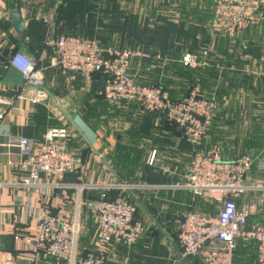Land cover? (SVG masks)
Masks as SVG:
<instances>
[{"label": "crops", "instance_id": "1", "mask_svg": "<svg viewBox=\"0 0 264 264\" xmlns=\"http://www.w3.org/2000/svg\"><path fill=\"white\" fill-rule=\"evenodd\" d=\"M131 1L132 16L125 14L124 2L117 9L118 15H127L116 19L119 43L169 58L164 68L159 65L151 70L148 62H138L132 66V73L141 84L162 85L172 99L185 97L190 87L199 83L203 94L214 97L217 104L207 138L193 145L165 113L148 112L137 103L109 104L101 96V74L87 76L51 65L56 57L54 46L48 43L51 39L62 35L99 37L95 33L100 27L94 28L91 15L83 10L90 0H0V96L8 102L0 103L4 113L0 121V261H20L25 248L14 240V233L35 232L37 192L32 187L17 186L26 173L8 165L10 159L28 158L18 147L23 136L31 140L35 152L50 128L69 129L66 144L82 156V168L61 181L45 175L41 181L49 184L46 190L53 207L68 197L71 210L78 199L77 186L86 187L81 194V253L97 251V219L86 203L98 199L102 191L88 186L118 182L149 186L133 189L130 194L106 191L111 197L130 195L146 232L132 246L118 243L108 247L111 260L105 264H205L196 256L182 260L178 243L186 212L219 211L210 200L178 187L186 181L196 152L219 146L224 159L248 154L255 159L248 180L264 179L256 162L264 151V19L235 38L217 37L209 29L212 0ZM13 7L25 22L23 41L13 26ZM202 48L209 49L208 68L191 76L178 59L186 52L199 55ZM15 51L28 54L43 69L44 100H39L35 89L21 79L5 77L11 67L9 57ZM73 113H79L97 133L94 148L67 119ZM58 181L62 184L59 187L50 185ZM253 196L243 195L237 204ZM254 223H264V208L250 218L248 226ZM234 263L260 264L256 243L239 240Z\"/></svg>", "mask_w": 264, "mask_h": 264}, {"label": "built area", "instance_id": "2", "mask_svg": "<svg viewBox=\"0 0 264 264\" xmlns=\"http://www.w3.org/2000/svg\"><path fill=\"white\" fill-rule=\"evenodd\" d=\"M214 3V24L222 36L235 38L264 19V0H215ZM48 43L56 50L51 65L87 76L101 74L104 78L101 96L109 104L133 102L148 112L162 110L170 123L182 129L191 144L196 145L207 138L214 118L212 111L217 104L204 100L198 90L189 97L173 100L160 87L138 85L126 73L132 54L118 49H103L94 38L62 35ZM202 55L206 58L208 50H204ZM195 59L194 55L186 54L182 61L195 66L198 65ZM261 60L264 62V32ZM9 65L22 75L27 86L35 89L39 100L46 98L43 69L28 54L13 52ZM0 103L8 102L0 96ZM3 117L4 113L0 112V121ZM68 137L67 127L50 128L34 152L31 140L23 136L18 147L28 158L8 160L10 167L26 173L17 186L32 187L37 192L35 232L31 235L14 233V240L24 245V255L20 261L6 260L0 264H105L111 260V254L106 250L108 247L118 243L132 246L146 232V224L136 217L137 205L130 195L110 199L106 191L113 189L130 194L133 189L149 186L121 182L88 186L102 191L98 199L86 203L97 219V251L80 252L84 206L81 194L86 187L77 186L78 199L74 210H71L68 197L53 207L46 190L49 184L41 181V175L61 181L82 168L84 160L67 146ZM154 156H151L150 163H153ZM256 162L264 173V151L263 158ZM254 163L255 159L249 155L224 159L219 146L194 154L186 181L178 187L210 200L219 211L215 214L189 211L182 216L178 231L182 260L196 256L205 264H235L238 241L245 240L256 243L257 261L264 264V223L248 226L250 218L264 208V179L248 180ZM60 181L50 185L59 187L62 185ZM248 193L254 194L252 199L238 205L237 199Z\"/></svg>", "mask_w": 264, "mask_h": 264}, {"label": "rangeland", "instance_id": "3", "mask_svg": "<svg viewBox=\"0 0 264 264\" xmlns=\"http://www.w3.org/2000/svg\"><path fill=\"white\" fill-rule=\"evenodd\" d=\"M123 2H124V6H126L125 11H124L125 14L132 16V9H131L132 1L131 0H125V1L124 0H90V2L86 5V7L83 8V10L86 9L89 16L91 15L93 27L94 28H96L97 26L100 27V29L98 30V33H95V36H99V37L95 39L98 41L100 47L103 49H109V48L113 50L118 49L120 51H126L132 54V57L129 59V62L126 68V73L135 83L141 86L160 87L163 90H165L169 95V92L162 85L160 84H141L136 80L135 75L132 73V66L138 62H143V63L148 62L147 68L151 70V69L157 68L159 65L164 68L169 63V58H166L161 53L153 54L149 51L139 48L138 46L132 47V46L119 43L118 40L120 39L121 36H116L117 34L116 19L118 18L120 20V17L123 15L125 18H127V15L125 14H122V13H119V15L117 14V9H119V7L120 8L123 7ZM214 2L215 0H212V4H211L212 15H211V21H210V26H209L210 34L213 36H217V37L218 36L227 37V36H222L221 34L223 33L217 31V28L214 24V17H215V14H214L215 3ZM73 11H76V10H73ZM227 38H230V37H227ZM204 50L209 51L208 48H202V51L199 55L192 54L196 57L195 61H196V64H198L195 66H193V64L186 65L182 61L183 57L186 54H191V53L186 52L184 53L183 56L179 57L178 62L180 61V63L184 66V68H186L185 70H189L191 76L198 75L199 72L197 70H201V69L205 70L208 68V64H209L208 58H203V55L201 56ZM140 54L142 55L139 56ZM196 90H198L197 92H199L200 96L204 98V100L208 102H213V101L216 102V99L214 97L206 96L203 94V91L199 83L191 86L188 94L181 99L191 96V94L195 92ZM173 100H180V99H173ZM216 109H217V106L215 108V111ZM215 111H212V114H214ZM156 113L164 114V111L159 110ZM242 155H248V154H242ZM222 156L224 157L223 153H222Z\"/></svg>", "mask_w": 264, "mask_h": 264}, {"label": "water", "instance_id": "4", "mask_svg": "<svg viewBox=\"0 0 264 264\" xmlns=\"http://www.w3.org/2000/svg\"><path fill=\"white\" fill-rule=\"evenodd\" d=\"M11 19L14 21L13 26L14 28L21 33L22 35V41L25 39L27 30L25 27V22L20 18V14L17 11L16 7H13V11L11 13ZM6 78H11L13 80L21 79V82H24V79L22 78V75L15 70L14 68L10 67L8 69L6 75ZM16 83V82H13ZM67 119L72 124V126L79 132V134L85 139V141L88 143V145L91 148H94V145L97 141V133L94 131V129L81 117L79 113H73L71 116H67Z\"/></svg>", "mask_w": 264, "mask_h": 264}, {"label": "trees", "instance_id": "5", "mask_svg": "<svg viewBox=\"0 0 264 264\" xmlns=\"http://www.w3.org/2000/svg\"><path fill=\"white\" fill-rule=\"evenodd\" d=\"M106 195H107V197L110 198V199H114V198L117 197V196H113V197H111L110 195H108V193H106ZM98 198H99V197H98Z\"/></svg>", "mask_w": 264, "mask_h": 264}, {"label": "bare ground", "instance_id": "6", "mask_svg": "<svg viewBox=\"0 0 264 264\" xmlns=\"http://www.w3.org/2000/svg\"><path fill=\"white\" fill-rule=\"evenodd\" d=\"M28 93V92H27ZM27 95V94H26Z\"/></svg>", "mask_w": 264, "mask_h": 264}]
</instances>
